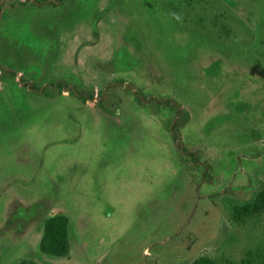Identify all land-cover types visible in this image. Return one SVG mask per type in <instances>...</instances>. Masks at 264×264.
Returning <instances> with one entry per match:
<instances>
[{"label":"rangeland","instance_id":"rangeland-1","mask_svg":"<svg viewBox=\"0 0 264 264\" xmlns=\"http://www.w3.org/2000/svg\"><path fill=\"white\" fill-rule=\"evenodd\" d=\"M0 0V264H264V0ZM75 85L83 102L47 87ZM188 113L181 142L168 107ZM61 86V85H60ZM68 217V248L40 250Z\"/></svg>","mask_w":264,"mask_h":264},{"label":"trees","instance_id":"trees-1","mask_svg":"<svg viewBox=\"0 0 264 264\" xmlns=\"http://www.w3.org/2000/svg\"><path fill=\"white\" fill-rule=\"evenodd\" d=\"M63 0H57L58 3H61ZM52 3V0H44L42 2L38 1L35 2L37 5H41L42 3ZM18 73L12 69H6L0 65V80L5 79L6 77H12L16 78ZM20 84L22 87L28 88L31 92H39L40 94L47 93L45 90L47 87H61L63 88L65 92H67L69 95L76 96L84 103L87 101L93 100V97L88 94L86 90H78L75 85H65L64 82L61 81V84L59 82L51 83L50 85H45L42 87V90H37L34 84L26 82L23 80L22 77L19 78ZM61 85V86H60ZM117 86H121L125 88L126 92L132 93L134 96V100L139 105H151V110L153 108V103H157L158 105H161L160 107H168L172 113V120L169 125V132L172 135V139L174 141V144L176 147L179 148V150L185 154V156H190L193 161L197 162V153L192 152L190 150H187L184 145L181 142V130L180 128L183 127V125L188 120V113L181 108L180 105H178L175 102L169 101L168 99H156L152 97H144L140 90H137L135 86L132 83L124 84L123 81H118L115 83L109 82L106 84L104 91H102L98 97L99 99L96 101V106H99L100 108L105 109L103 105V98L106 97L107 91L109 88H115ZM264 207V194H259L254 203L250 206L246 207H239L235 208L234 210V216L236 218L242 216V215H248L253 212L259 211L261 208ZM44 229H43V236L40 241V250L44 253L51 254V255H57L61 256L64 255L68 248V227H69V219L65 215L58 214V215H52L45 219L44 221ZM17 264H34L31 261H21ZM191 264H215L210 258H207L205 256H200L197 259H195Z\"/></svg>","mask_w":264,"mask_h":264}]
</instances>
